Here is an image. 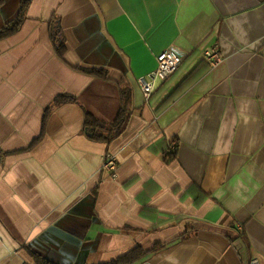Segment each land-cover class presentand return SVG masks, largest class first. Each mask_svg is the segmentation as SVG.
<instances>
[{"label": "crops", "instance_id": "1", "mask_svg": "<svg viewBox=\"0 0 264 264\" xmlns=\"http://www.w3.org/2000/svg\"><path fill=\"white\" fill-rule=\"evenodd\" d=\"M12 24L0 264H106L135 248L150 252L140 264H264V0H0V32ZM170 47L183 61L146 99L139 80ZM65 95L76 103L57 105ZM125 100L123 129L94 140L86 115L112 125Z\"/></svg>", "mask_w": 264, "mask_h": 264}, {"label": "trees", "instance_id": "2", "mask_svg": "<svg viewBox=\"0 0 264 264\" xmlns=\"http://www.w3.org/2000/svg\"><path fill=\"white\" fill-rule=\"evenodd\" d=\"M18 25V22L16 23V26ZM15 27V26H14ZM13 30V24L10 28H7L6 30L0 32V38L3 36H6L10 33H12ZM91 75H94L96 77H104V74L99 71H91ZM55 103L58 105L65 104V103H76V99L71 96H61L55 100ZM128 100H125L124 108L119 112L118 116L116 117L115 122L112 125H106L96 119H94L90 115H86L85 117V126L91 130L93 133V139L98 141H105L109 142L111 141L115 136L119 134V132L123 129L125 126L127 119H128V110L127 105ZM174 154L172 156H167L166 162L169 163L173 160ZM166 245L159 244L154 247L153 252L162 249ZM150 254V252H145L141 248H135L131 252L127 253L123 257L111 261L106 264H140L142 261H144L147 256ZM34 264H51L48 261L42 259L39 256H36L34 254H31Z\"/></svg>", "mask_w": 264, "mask_h": 264}, {"label": "built area", "instance_id": "3", "mask_svg": "<svg viewBox=\"0 0 264 264\" xmlns=\"http://www.w3.org/2000/svg\"><path fill=\"white\" fill-rule=\"evenodd\" d=\"M204 57L212 66H216L221 58L216 50L204 52ZM184 55L174 47H170L160 53L157 57V67L147 77L139 80V85L143 96L149 99L154 91L156 83L163 82L172 76L180 67ZM117 169V160L113 155H106L102 165V170L107 174L114 176ZM249 264H260L257 259L250 260Z\"/></svg>", "mask_w": 264, "mask_h": 264}]
</instances>
